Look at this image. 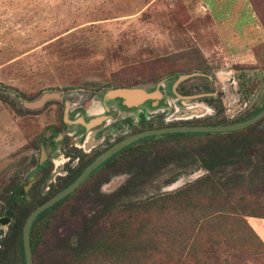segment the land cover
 <instances>
[{
	"label": "rangeland",
	"instance_id": "obj_1",
	"mask_svg": "<svg viewBox=\"0 0 264 264\" xmlns=\"http://www.w3.org/2000/svg\"><path fill=\"white\" fill-rule=\"evenodd\" d=\"M195 5L194 0H0V238L11 222L3 212L5 199L33 176L38 140L61 117L59 98L69 103L115 86L157 90L161 85V101H153L152 107L161 110L164 123L182 119L176 110L185 104L203 109L188 114L195 116L183 119L185 124L231 123L262 105L264 42L247 59L226 56L216 46L209 20ZM188 73L197 74L174 84L178 75ZM179 90L187 93L179 96ZM43 92H54L58 98L47 99L38 108L21 104ZM216 140L228 141L236 149L204 168L207 154L200 147ZM156 144L152 152L163 155L160 165L122 192L114 194L128 177L122 171H112L103 180L94 175L80 183L43 217L42 240L67 234L73 241L76 227L89 221L95 226L122 205L173 191L203 174L222 177L264 162V119L227 135L186 133ZM52 178L53 173L40 187L39 198ZM29 200L23 203L28 205ZM182 220L180 215L148 214L131 220L130 227ZM238 230L243 233L240 246L219 254L216 262L203 252L208 242L202 233L195 236V248L203 261L179 260L182 264H264V246L239 222ZM153 238L164 245L161 233ZM154 256L157 264H165Z\"/></svg>",
	"mask_w": 264,
	"mask_h": 264
},
{
	"label": "trees",
	"instance_id": "obj_2",
	"mask_svg": "<svg viewBox=\"0 0 264 264\" xmlns=\"http://www.w3.org/2000/svg\"><path fill=\"white\" fill-rule=\"evenodd\" d=\"M248 2L264 30V0ZM9 105L17 111L12 103ZM263 105L264 102L238 120L250 117ZM263 119L264 116L260 120ZM200 148L207 154L202 162L204 168H210L225 154L236 149L225 140H216ZM73 191L41 211L31 222L29 243L32 264H157L159 259L155 254L165 264H182L180 258L195 263L203 261L195 248V236L200 233L208 242L203 251L206 258L216 262L219 254H227L240 246L243 233L238 230V222L260 241L244 217L264 218V162L252 165L247 171H234L222 177L203 174L173 191L122 205L107 213L95 226L90 221L82 223L71 234L75 238L73 241L66 234L44 242L42 236L46 219L42 221L43 217ZM18 193L17 187L14 188L4 202L3 212L11 217V222L0 240V264H23L22 223L27 214L47 198L42 197L25 205ZM148 214L166 218L180 215L183 220L163 226L139 223L130 227L131 220ZM159 233L164 236L162 246L153 238Z\"/></svg>",
	"mask_w": 264,
	"mask_h": 264
},
{
	"label": "flooded vegetation",
	"instance_id": "obj_3",
	"mask_svg": "<svg viewBox=\"0 0 264 264\" xmlns=\"http://www.w3.org/2000/svg\"><path fill=\"white\" fill-rule=\"evenodd\" d=\"M116 87L140 89L143 97L135 101L120 96H107L106 91L100 95L93 93L80 100L73 98L69 103L59 98L62 104L61 117L59 122L49 126L47 136L38 140V154L33 166L34 174L17 186L20 198L30 199L29 201L33 203L42 197L49 198L68 185L95 157L132 134L166 126L200 125L185 124L183 119L163 122L164 117L158 113L161 110L158 108L154 111L155 107H152L153 101H161L160 98L163 95L161 85L157 86V90L137 85L111 88ZM179 91V96L187 93L184 90ZM200 111H203L200 106L191 104L180 110L177 109L176 113L185 116L197 114ZM184 134L186 133H163L136 139L104 159L80 183L94 175H99L103 180L112 171H122L127 173L128 177L114 191V194H118L160 165L163 155L160 152H152V147L157 146V141L183 137ZM85 139L86 144L91 141L86 147H84ZM51 173L53 178L48 182L43 196L39 198L37 193H40V187ZM96 186L98 190L99 181ZM5 217L11 219L6 214ZM6 225H9V221ZM7 229L8 226L4 235Z\"/></svg>",
	"mask_w": 264,
	"mask_h": 264
},
{
	"label": "water",
	"instance_id": "obj_4",
	"mask_svg": "<svg viewBox=\"0 0 264 264\" xmlns=\"http://www.w3.org/2000/svg\"><path fill=\"white\" fill-rule=\"evenodd\" d=\"M194 74L197 73L180 74L177 76V79L174 84ZM216 76L218 78L223 77L222 74H217ZM106 95L120 96L129 100L134 99L135 101L143 97V93L140 89L128 88V87L111 88L107 90ZM50 98H57V94L54 92H43L42 94H40L38 98L34 100L31 101L21 100V104L27 108H38L42 106L47 99ZM187 105H191V104H185L184 106ZM193 116L187 115V116H181V118L187 119ZM263 116H264V105L256 113L243 120L226 123V124L178 125V126H166L161 128L149 129L132 134L120 140L119 142L115 143L114 145L106 149L103 153L95 157L89 164H87L68 185H66L64 188H62L61 190H59L58 192H56L55 194H53L52 196L41 202L40 204L36 205L27 214V216L25 217L22 223L21 233H20L23 264H32L30 243H29V229L31 222L33 221L35 216L44 209L50 207L55 202L59 201L60 199L68 195L69 193H71L92 169H94L99 163H101L104 159H106L108 156L116 152L121 147L141 137L150 136V135H160L163 133H224V132L236 131L255 123L256 121L260 120Z\"/></svg>",
	"mask_w": 264,
	"mask_h": 264
},
{
	"label": "crops",
	"instance_id": "obj_5",
	"mask_svg": "<svg viewBox=\"0 0 264 264\" xmlns=\"http://www.w3.org/2000/svg\"><path fill=\"white\" fill-rule=\"evenodd\" d=\"M210 22L216 46L226 56L247 59L253 48L264 42V30L248 0H194ZM205 50L203 43L198 44ZM254 56V55H253ZM246 223L264 245V218L245 216Z\"/></svg>",
	"mask_w": 264,
	"mask_h": 264
},
{
	"label": "bare ground",
	"instance_id": "obj_6",
	"mask_svg": "<svg viewBox=\"0 0 264 264\" xmlns=\"http://www.w3.org/2000/svg\"><path fill=\"white\" fill-rule=\"evenodd\" d=\"M87 138H88V136L86 137V139H87ZM86 139H85V141H84V147L88 146V144L91 143V141H90L88 144H86V143H85V142L87 141Z\"/></svg>",
	"mask_w": 264,
	"mask_h": 264
}]
</instances>
